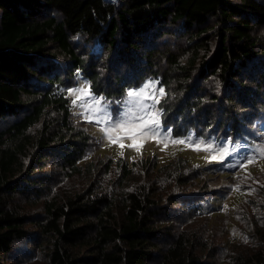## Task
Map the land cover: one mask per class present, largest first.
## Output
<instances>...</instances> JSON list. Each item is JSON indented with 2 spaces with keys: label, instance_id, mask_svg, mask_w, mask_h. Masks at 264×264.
I'll list each match as a JSON object with an SVG mask.
<instances>
[{
  "label": "trees",
  "instance_id": "16d2710c",
  "mask_svg": "<svg viewBox=\"0 0 264 264\" xmlns=\"http://www.w3.org/2000/svg\"><path fill=\"white\" fill-rule=\"evenodd\" d=\"M73 38L85 45L82 53ZM77 70L107 102L155 79L167 92L157 105L162 125L177 137L211 136L222 123L203 113L205 103L228 111L262 105L255 96L264 99V0H0V264H8L17 241L29 239L24 190L46 180L34 175L46 155L58 157L68 176L81 173L92 136L75 125L67 95ZM236 120L231 129L247 146L250 136ZM122 162L115 165L128 176ZM33 189L39 197L42 190ZM92 192L44 204L37 223L48 239L44 264H210L185 233L160 250V209L153 211L156 202L143 188L123 195L117 220L107 196ZM222 264H264V249Z\"/></svg>",
  "mask_w": 264,
  "mask_h": 264
},
{
  "label": "rangeland",
  "instance_id": "374dc122",
  "mask_svg": "<svg viewBox=\"0 0 264 264\" xmlns=\"http://www.w3.org/2000/svg\"><path fill=\"white\" fill-rule=\"evenodd\" d=\"M104 1L115 5L117 3V0ZM179 32L177 34L185 40V35L183 36L182 31ZM178 35H176L177 38ZM174 40L177 39L174 38ZM177 42L181 43L182 40ZM72 43L77 51L81 53L84 51L85 45L81 40L73 38ZM162 43L160 40V44ZM99 52L100 47L96 44L95 53ZM118 70L122 71L123 68ZM77 78L75 84L67 89L87 83L81 75ZM148 80L156 81L146 79L139 86H132L128 90L138 89ZM157 88H159L158 84ZM37 89L42 91L41 86ZM221 90L222 88H218V93L215 94L220 96ZM257 93L254 95H258ZM96 97L95 95L85 96L72 105L71 101L74 97L68 96L75 125L82 130L86 129L92 136L83 161L78 162L82 167L81 173L68 176L67 172L63 171L64 168L60 167V159L49 154L46 155L44 165L40 164L42 169H34V175L38 174V178L41 176L46 180L33 187L42 190L39 197L30 192L35 190L33 188L24 190V195L28 193L30 196L25 197L24 202L25 210L31 217L28 225L30 236L29 239L17 241L13 245L8 264L47 263L48 239L42 237L37 229V223L41 221L45 211L44 204L50 201L62 203L67 197L87 191H101L105 194L109 199L108 207L111 209L112 218L117 220L124 208L123 195L128 191L143 188L144 192L156 202L153 211L160 209L156 223L161 230L159 246L163 251L182 233H185V239L191 242L190 246L197 251L200 259L210 264H222L238 253L264 249V158H261L257 152V148L264 145V99L261 96H255V98L262 105L253 110L228 111L223 104L218 107L211 105L212 103H205L203 113L209 112L214 121L221 120L222 123V129L219 130L216 127L211 136L201 137L192 132L180 137L172 135L173 138L191 135L193 143L203 139L205 142L218 145L227 142L222 137L228 132L225 138H231L241 147L225 162L244 164L243 167L238 168L222 167L218 162L207 163L205 156L210 153L192 151L184 145L169 144L166 149L161 150L164 147L163 144L158 145L147 137L144 138L146 142L139 152L127 147L131 143L127 139L110 144L103 131L109 126L85 119L90 115L86 105ZM125 100L126 95L121 101L108 102V112L119 118L129 107L133 111H139L136 105L126 104ZM250 111H255L256 116L251 115ZM225 112H227L226 115H224ZM247 117L250 118V123L242 125L244 118L247 120ZM234 118L238 122L235 124L236 128L238 126L242 129V135L250 136L247 146L241 144V135L235 129H231L235 128L232 126ZM4 126L5 123L0 122V129ZM40 128V124H37L31 132L37 135ZM167 128L162 125V130ZM108 135L116 139L118 136H124V133L109 130ZM121 143L125 145L123 149L120 147ZM139 144L140 141L137 140L136 146L139 147ZM228 147L231 149L233 144H228ZM248 155L256 156L255 161L246 163L244 157ZM118 159H122V163L126 164L130 170L128 176H123L125 173L122 171L123 168L115 165ZM109 162H111L110 165H108ZM89 163L91 166L88 165ZM90 168H92L91 173L88 170ZM237 185L240 186L239 189L234 190Z\"/></svg>",
  "mask_w": 264,
  "mask_h": 264
},
{
  "label": "snow or ice",
  "instance_id": "6c2138e0",
  "mask_svg": "<svg viewBox=\"0 0 264 264\" xmlns=\"http://www.w3.org/2000/svg\"><path fill=\"white\" fill-rule=\"evenodd\" d=\"M77 75H79V70H77ZM157 84H159V81L148 80L138 89H130L126 92L125 103L136 105L139 111H133V109L129 107L119 118L114 117L108 112V102L106 98L97 96L86 105V110L90 115L86 116L85 119L90 122L95 120L96 123H105L108 125L109 127H106L103 131L110 144L118 143L119 140L122 139H127L131 141L127 147L133 148L137 152L141 150L143 144L146 142L144 138L147 137L148 139L154 140L158 145L163 144L164 147L161 150L166 149L169 144L184 145L192 151H205L206 153H210L205 156L207 163L218 162L221 163L222 167L226 168L244 166L241 162H225L227 158L232 156V154L241 147V145L234 143L231 138H229L227 142H222L218 145L205 142L203 139L193 143L191 135L183 138H173L172 129L167 128L162 130L160 118L163 115L164 109L157 108V105L162 103L167 96V92L164 87L157 88ZM67 95L69 97H74L71 103L75 105L79 100H82L83 97L93 96V92L90 84L85 83L79 87L68 88ZM97 113L100 115H96ZM109 130L123 132L124 136H118L116 139H113L112 136L108 135ZM137 140L140 141L139 147L136 146ZM228 144H233V147L230 149ZM124 146V144H120L122 149ZM257 152L261 158H264V145L259 146ZM255 159L256 156L253 155L244 157L246 163H252ZM239 187L240 186L237 185L234 190H238ZM245 242H247L246 237Z\"/></svg>",
  "mask_w": 264,
  "mask_h": 264
},
{
  "label": "bare ground",
  "instance_id": "6f19581e",
  "mask_svg": "<svg viewBox=\"0 0 264 264\" xmlns=\"http://www.w3.org/2000/svg\"><path fill=\"white\" fill-rule=\"evenodd\" d=\"M110 1H112V0H110Z\"/></svg>",
  "mask_w": 264,
  "mask_h": 264
}]
</instances>
